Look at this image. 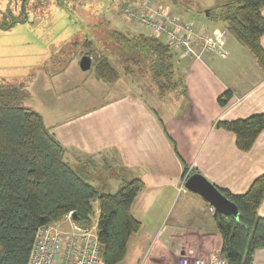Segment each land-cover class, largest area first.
<instances>
[{"label":"crops","instance_id":"crops-1","mask_svg":"<svg viewBox=\"0 0 264 264\" xmlns=\"http://www.w3.org/2000/svg\"><path fill=\"white\" fill-rule=\"evenodd\" d=\"M216 27L224 26L209 22L195 28L211 32ZM144 35H149L147 29ZM260 40L264 48V34ZM240 44L228 32L226 57L206 52L196 59L172 52L164 93L152 71L150 82L142 74L127 77L131 69L113 83L77 74L74 87L62 92L61 110L52 109L48 123L40 113L64 147L65 161L82 169L91 184L96 186L86 175L91 167L81 168L85 160L104 164L116 176L107 173L103 184L109 189L96 186L100 191L111 193L124 179L143 181L131 205L141 228L129 237L118 264H178L182 257L220 255L222 238L211 205L182 183L199 172L215 186L240 194L264 173V130L249 151H242L233 132L216 125L264 112V71ZM105 89L113 92L108 99L95 100L90 94ZM225 94L229 97L220 104ZM67 108L72 113L62 115ZM257 213L264 217V197ZM253 264H264V246L255 251Z\"/></svg>","mask_w":264,"mask_h":264},{"label":"trees","instance_id":"trees-1","mask_svg":"<svg viewBox=\"0 0 264 264\" xmlns=\"http://www.w3.org/2000/svg\"><path fill=\"white\" fill-rule=\"evenodd\" d=\"M263 7L264 0H225L209 8L208 17H218L223 28L251 52L264 71L260 40L264 34ZM132 38L135 46L152 56L151 71L159 91L164 93L170 83L172 49L150 35ZM125 68L126 72L130 69L128 65ZM93 73L104 83L118 78V71L105 55L98 56ZM17 92L15 88L0 89V264H27L37 229L61 220L70 211L76 223L90 225L95 201L103 262L120 263L129 237L141 228L131 205L143 181L138 177L124 179L114 193L100 191L86 179L82 169L65 161L64 147L44 124L41 114L12 103ZM228 97H219V103L224 104ZM216 125L233 132L238 149L249 151L264 130V112L217 121ZM92 162H82L83 171ZM217 188L238 210L236 216L214 212L222 238L220 256L228 264H253L255 251L264 246V217L257 213L264 197V173L244 193Z\"/></svg>","mask_w":264,"mask_h":264},{"label":"rangeland","instance_id":"rangeland-1","mask_svg":"<svg viewBox=\"0 0 264 264\" xmlns=\"http://www.w3.org/2000/svg\"><path fill=\"white\" fill-rule=\"evenodd\" d=\"M142 1L0 0V89H17L12 103L42 113L48 123L50 111L61 110L62 92L74 87L77 74L84 76L83 79L94 74L93 65L98 56L108 57L119 78L132 72L134 74L127 77L136 78L142 74L150 82L152 56L135 46L132 38L144 34L146 29L122 12L125 5H137ZM224 1L149 0L151 6L191 22L194 28L206 26L209 22L221 26L222 21L218 17L206 16L205 10ZM240 46L249 54L246 47ZM87 51L92 52L89 55L91 64L82 70L79 61ZM126 65L131 72H126ZM89 82L90 77L83 86L87 88ZM90 94L100 101L111 97L113 92L105 89ZM61 113H72V109L67 108ZM103 165L93 161L86 173L88 179H94L97 187L106 186L103 183L108 174L113 179L116 177L112 171H107L109 167ZM93 206L98 208L96 202Z\"/></svg>","mask_w":264,"mask_h":264},{"label":"built area","instance_id":"built-area-1","mask_svg":"<svg viewBox=\"0 0 264 264\" xmlns=\"http://www.w3.org/2000/svg\"><path fill=\"white\" fill-rule=\"evenodd\" d=\"M130 20L145 27L150 36L167 44L174 52L200 59L204 53L226 57L227 28H215L212 32L196 30L193 24L178 16H172L160 7H153L149 0L139 4H127L122 9ZM184 184V181L183 183ZM211 211H215L210 206ZM98 208H94L91 223H76L72 211L61 220L40 226L35 234L27 264H104L98 238ZM178 264H228L223 257L204 259L182 257Z\"/></svg>","mask_w":264,"mask_h":264},{"label":"water","instance_id":"water-1","mask_svg":"<svg viewBox=\"0 0 264 264\" xmlns=\"http://www.w3.org/2000/svg\"><path fill=\"white\" fill-rule=\"evenodd\" d=\"M209 9L205 10V15L208 16ZM91 58L89 55H82L79 61V66L82 70L90 67ZM184 186L188 190L199 194L206 200L215 211L236 216L238 210L236 205L229 200L211 181L199 172H193L184 180ZM72 213V217H73Z\"/></svg>","mask_w":264,"mask_h":264}]
</instances>
